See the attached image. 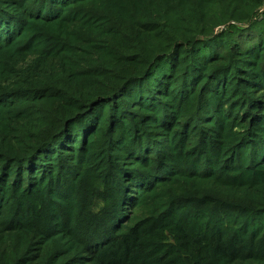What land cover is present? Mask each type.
<instances>
[{"label": "trees", "instance_id": "1", "mask_svg": "<svg viewBox=\"0 0 264 264\" xmlns=\"http://www.w3.org/2000/svg\"><path fill=\"white\" fill-rule=\"evenodd\" d=\"M0 264H264V0H0Z\"/></svg>", "mask_w": 264, "mask_h": 264}]
</instances>
